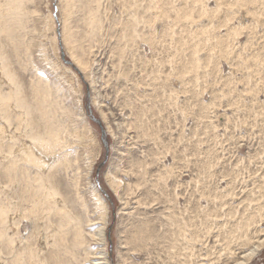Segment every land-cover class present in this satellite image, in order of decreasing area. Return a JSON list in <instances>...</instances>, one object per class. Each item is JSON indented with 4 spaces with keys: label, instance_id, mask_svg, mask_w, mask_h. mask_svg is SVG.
Segmentation results:
<instances>
[{
    "label": "rangeland",
    "instance_id": "374dc122",
    "mask_svg": "<svg viewBox=\"0 0 264 264\" xmlns=\"http://www.w3.org/2000/svg\"><path fill=\"white\" fill-rule=\"evenodd\" d=\"M205 1V9H215V15L211 14L213 23L210 24L202 18V14L200 16L199 7L202 3L186 0L187 4H175V10L186 9L178 14L174 10L173 16L179 20L186 16L190 20L179 21L180 24L174 21L177 27L184 30V51L178 50L173 42L174 47L168 43L170 37L165 36L166 19L163 16L165 9L169 10V14L171 12L162 4V0H22L17 9L9 11L7 20L0 28V48L8 58L10 71L15 75L14 81L8 78L0 64V89L4 93L20 90L22 99H33L35 96L32 92L42 81L47 89L53 91L54 101L61 107L56 110L54 121L61 125L64 130L61 138L68 142L61 150L67 155L65 161L61 159L65 174L59 173L58 176L64 185L62 192H70L73 198V213L79 217L91 245L90 264H98L97 258L104 243H97L95 237L103 223L109 264H121L118 251L125 255L121 242L128 243L126 248L131 264H233L242 259V255L253 243L264 238V219L259 225L253 223L257 222L256 214L264 212L254 210L258 203L255 198L264 190V185L258 182L262 175L249 173L242 187L241 184L237 185L238 188L234 190L235 198L232 200L235 201L230 200L234 205L230 207L229 213L233 215L223 214L213 222L203 218L201 211L193 213L191 223L196 236L193 242L185 240L181 249L173 251L169 248V241L160 240L155 243L151 242L155 239H147L153 227L158 231L168 226L165 221L167 210L164 209L168 193L163 192L164 197H160L149 182L157 171L161 173V165L174 166V172L188 166L179 181L184 187L189 184L185 195L190 193V202L194 203L200 199L199 193L203 188L201 179L207 181V186L213 190L219 181L216 186L228 192L230 189L226 188L232 181V170H239L249 161L257 165L260 162L264 164L263 119H258L251 136L246 135L243 129L234 134H231V128L230 133L224 130L225 114L232 117V111L230 108L227 112L223 111L221 97H217V92L222 86L224 88V78L232 73L233 58L225 53L224 47L208 42L209 25H218L229 7L231 11L237 12L243 0H225L229 7L224 6L220 10L216 8L215 1ZM245 1L251 10L254 9L255 15L246 16L241 11L234 24L241 22L247 25L260 21L257 26L261 31L264 26V0ZM0 2L3 4L8 0ZM89 10L96 12L97 28L89 24ZM134 17L137 18L136 22L132 20ZM200 23L205 27L201 28ZM125 24H132L134 29L123 41L120 37L125 34ZM152 25L156 38L154 41L157 42L154 49L144 43L153 41L150 35ZM64 28L70 34L65 33ZM218 32L220 36L225 34L224 28ZM65 35H68L67 39L71 42L68 46ZM91 35H95V40L94 37L88 38ZM131 38L135 39L134 43L126 42ZM246 41L244 31L238 39L239 46ZM76 46L83 48L84 53ZM195 46L197 49L207 48L209 58H206V51L201 50L197 54L200 60H193L188 52H192ZM72 48H75L78 57L83 55L86 61L84 69L79 68L69 55L68 49ZM120 52L123 53V59H120ZM240 52L244 53V50L240 49ZM261 52L264 53V48ZM169 73L171 89L182 93L175 106L171 104L168 110L163 111V106L166 108L167 103L171 102L161 95L164 75ZM146 84L151 87H146ZM135 87L137 92H132ZM152 88H155V97L148 102L145 96L152 92ZM135 93L140 96L139 101L135 100ZM225 93V99L233 101L235 94L232 88H225ZM259 100L263 101L264 97L260 96ZM139 103H142L143 108L146 104H154V115L147 113L145 117L150 124L149 137L129 125L135 119ZM210 103L213 107L207 113L201 109L203 104ZM29 107L34 106L31 104ZM206 116L216 126L214 129L204 118ZM0 123L5 129V139L0 138V146L12 143L9 148L6 146L0 149V169L7 165L6 158L16 159L17 168L28 165V160H22L20 150L32 146L31 142L16 127L17 121L6 120L1 110ZM89 134L90 138L87 139ZM239 135L245 139L238 148L231 149L233 142L239 141ZM152 136L157 138L156 143ZM11 148L15 151L13 155L10 153ZM52 152L57 156L59 151L56 149ZM229 156H232L231 164ZM137 163L146 164L147 173L144 177L148 184L144 185L152 193L149 196L143 195L145 189L137 186L143 184L142 178L136 175L140 170H136ZM255 166L250 170L255 169ZM17 172V180L14 182L2 178L0 172L1 196L19 187L20 178L22 181L36 178L33 172L25 175ZM212 174L214 178H210ZM118 179L122 183L116 193V186L111 181ZM195 179L200 181L197 188ZM169 185L168 190H171L172 183ZM65 186H68L69 191ZM255 186L258 188L254 189L253 194L248 193ZM169 195L173 199L172 194ZM20 196V192H17L10 201L3 200L7 210L6 232L15 242L21 238L23 241L34 240L41 230L47 228L49 221L53 225L57 222L55 213L50 209L40 213L45 217L38 223L35 215L30 212L31 202L22 200ZM154 199L157 200L152 202ZM138 200L141 202L139 205ZM178 201L183 206L182 200ZM99 202L104 207L97 206ZM239 202H243V206L235 205ZM200 203L202 206L207 205L205 199H201ZM245 207L252 210L246 212ZM103 215L105 222L101 220ZM235 220L249 222L248 244L245 242L247 234L225 235ZM145 221L149 224L144 225ZM219 230H222L221 236L214 237ZM145 241H149L148 248L143 250L142 242ZM247 264H264V245Z\"/></svg>",
    "mask_w": 264,
    "mask_h": 264
},
{
    "label": "bare ground",
    "instance_id": "6f19581e",
    "mask_svg": "<svg viewBox=\"0 0 264 264\" xmlns=\"http://www.w3.org/2000/svg\"><path fill=\"white\" fill-rule=\"evenodd\" d=\"M21 1L22 0H8V2L3 4L0 2V28L7 20L9 11L17 9ZM185 1L186 0H162V4L165 7H168L171 12L169 14V10L165 9V17L163 16V19H166L164 22L166 23L165 36L170 37L168 43L172 45L173 42L180 51L183 50L182 44L184 40V30L177 27L174 21L177 24H180L178 23L179 21L190 22V20L186 19L185 15V19H176L175 16H173V12L175 10L174 7L176 3H180V5H182L183 3L187 4V2ZM196 1L198 2V4L202 3L199 7L200 16L202 14V18H204L209 24L213 23L211 14L214 13L215 15V9H205V0ZM213 1H215V6L218 10L223 9L224 6L229 7L225 3V0ZM189 8L191 7L189 6ZM185 9L186 8H181L175 11L178 14ZM231 10V7H229V9L227 8V10L225 11V17L220 20L219 23H217L218 25H209L210 27L208 42L212 41L218 46L224 47L225 53H229L233 58L231 62L232 73L230 76H226L224 78L226 80L223 81L222 84L224 85V88L222 85H220L222 86L221 90L219 89V91L217 92V97H221L220 102L221 107H223V111L227 112L229 108L232 111V117L225 114L224 130L227 133H230L231 131L229 128H231V134H234V132H236L237 130L243 129L246 135L251 136L252 129L257 127L258 119H263L264 121V100H259L260 96L264 97V77H262V75H264V59L261 58L264 57V53L262 54L261 52L262 48H264V40L261 41L264 37V26L260 31L257 26V23H259L260 21H257L253 24L247 23V25L241 22H239L238 25L234 24V21L237 20L236 17L239 16L241 11H244L246 16L250 14L252 16L255 15L254 9L251 10V8L247 6V2L245 0H243L239 5L237 12H233ZM89 13V24L94 25L95 28H97L98 20L96 19V12L89 10ZM134 15H136V13ZM132 20L136 22L137 18L134 17ZM200 26L201 28L205 27V25H202L201 23ZM152 27L153 25L151 26L150 35L153 41H144V43L149 45L150 48L154 49V46L157 45V42L154 41L156 40V38L154 36L155 33L152 32ZM218 28H224L225 34H223L222 32L223 36H220L221 33L218 32ZM133 29L134 26L132 24H125V34L124 36H121L120 39L125 41L126 36H130V32ZM176 30H178V33L176 32ZM64 31L65 33H67V28H64ZM244 31L247 35V41L242 45L240 44L239 46L238 39L240 37V34L244 33ZM68 33L70 34V32ZM67 37L68 35L64 36L65 40H67L66 45L68 46L71 42L67 39ZM91 37H94L95 40V35H91L88 38L91 39ZM126 42L134 43L135 39L131 38L130 41ZM172 47L174 46L172 45ZM76 48L82 50V54L84 53L83 48H81L80 46H76ZM240 49H243L244 53H241ZM201 50L206 51V58H209L210 55L207 48L197 49L196 46L195 49L192 50V52H188V55L195 61L200 60V57H198L197 54L201 52ZM68 52L71 58H73L76 62L77 66L81 69H84L86 66V61L83 55L82 57H78L77 55H75V48L68 49ZM120 53V59H123V53ZM0 64L3 73L8 78H12V80L14 81L15 75L12 73V71H10L8 58L4 55L1 48ZM169 79L170 73L165 74L164 85L163 88H161V95H163V97H167L169 100H171V102L167 103L166 108H164L165 105L163 106V111L168 110L171 104L175 106L177 104L180 93H182L179 90L177 91L176 89H171V80ZM219 79L221 78H218V80ZM41 82L42 81H40L39 85L32 92L33 96H35L33 99H22V92L20 90H16L14 92L11 90L8 93H4L3 90L0 89V110L3 112L4 118L6 120L13 119L17 121L16 127L23 131L25 137L28 138L29 142H31L32 144V146L27 147V149L20 150L22 160H28V165L17 168L18 161L16 159L6 158L7 165L0 169L1 176L2 178L7 179L11 182L17 180V171H19L21 175L33 172L34 176L36 177H30L25 181H22L20 178L19 187H14L7 193L2 194V196L0 192V264H90L89 261L91 258V245H89V240L86 238V232L81 227V221L79 217H77L75 213H73V198L70 197V192H62V186L64 185L60 183V177L58 176L59 173L65 174V170L63 168L64 163L61 159L65 161L67 155L62 153L61 150L68 142L66 139L61 138V135L64 134V130L58 123V121H54L55 112L56 110L61 109V107L58 105L56 100L54 101L53 91L47 89V87L44 86ZM145 86L151 87L148 84H146ZM227 87H231L233 93L235 94L234 99L231 102H228V100L225 99V97H227L225 88ZM132 92H137V87L133 88ZM154 92L155 88H152V92L146 94L145 97L148 102L155 97ZM134 95L135 100L139 101L140 96L136 95V93ZM246 99H248V101ZM31 104H33V108L29 107ZM152 106H154V104L152 103L146 104L144 105L145 108H143L142 103H139V108L135 110V119L129 124L134 129L140 130L141 134L148 137L151 136V133L148 131L150 124L145 119V117L147 113L151 114V116L154 115L155 110H153ZM212 107L213 106L211 103L207 105L203 104L201 109L205 110V112L207 113L209 110H211ZM135 108L130 109L132 110ZM202 110H200L201 113ZM170 112L167 113L168 116ZM204 118L207 119L211 128L214 129V127H216L213 125V122L210 123L209 117L206 116ZM184 120L185 119H183V121ZM22 123L25 125H23ZM2 126L3 124L0 123V138L5 139V129ZM88 131L90 132V129H88ZM86 138L89 139L90 134L87 135ZM152 138L153 142L156 143L157 138H154L153 136ZM243 139H245V137L239 135V141H234V145L231 146V149L238 148ZM11 145L12 143L3 144L0 146V149L6 146H8L9 148ZM19 147L20 146H18V148ZM56 149L59 152L57 153V156H54L52 154V151ZM221 150H223L222 147ZM10 153L12 155L15 154L13 148L10 149ZM257 156L258 155H256L255 157ZM230 157L232 156H229L228 158L229 164H231L232 159H230ZM173 158H175V155H173ZM226 160L227 159H225V161ZM235 165L239 167V164L235 163ZM254 165H256L255 169L250 170L252 167H254ZM160 167H163L161 173H158L157 171V173L153 175L152 179H150L149 182H151V188L154 189L160 197H164L163 192L168 193L165 196L166 207L164 208L165 210H167V213L165 214V221L168 226L165 230L159 228L158 231L155 229V227H153V230L150 232V235L147 237V239H155V241H151L155 243L160 240H166L167 242L169 241V248L173 251L175 249H181L182 242H185V240L189 242H193V240H195L196 236L194 234L193 223H191V220L193 218V213L196 210H198V213L199 211L202 212L203 218H205L206 220H211L213 222L223 214L231 216L233 214L229 213L230 207H232L234 204L231 203L230 200L235 198L234 190L238 188L237 185L241 184L242 187V184L246 180L245 178L249 177V173H253L256 175H258L259 173L260 175H262L258 179V182L261 181L260 183L264 185V173L262 172L264 171V164L260 162V164L257 165L256 163H252L249 161L247 162V165L244 164V166L239 170L231 171V176L233 178L230 184L227 185L226 189H230L228 190V192L222 191L220 190L219 186H216L219 181H217L215 189L213 190L207 186V181L201 179L203 188L199 193L200 199L194 203H191L190 193H188L187 196L185 195L188 190L187 186H189V184L187 183V186L184 187L181 181H179L181 175L186 172L185 169L188 166H186L182 170L180 169L177 172H174L175 167L172 165L168 167L161 165ZM137 168L138 170H140L136 173V175L142 178L141 180L143 182L142 185L138 184L137 186L142 187V190H144L146 188L144 184H148L147 179H145L144 177V175L147 173L146 164L142 165L141 163H137L136 170ZM244 173L247 174L243 177ZM214 177V174L210 175V178ZM195 180V188H197L200 184V181L198 179ZM111 183L114 185V187L116 186L115 192L118 193L122 183L121 180L118 179L117 181H111ZM169 183H172L171 190H168L171 186L169 185ZM255 188L258 187H251L248 190V193L253 194L252 192ZM65 189L69 191L68 186H65ZM17 192H20V197L22 200L31 202L32 205L30 206V212L35 215V219L38 223H41L45 217L40 213H44V211L48 212L50 209L53 210V212L55 213L54 216L57 218V222L55 225H53L49 221V223L47 224V228L41 230L40 234H38L37 238L34 240L26 239L23 241L21 238L20 240H16L15 242L6 232L7 210L5 208V201L3 200H6L7 202L10 201L11 199L15 198V194ZM151 194L152 193L150 189L144 190L143 195L149 196ZM169 194H172L173 199ZM179 199L182 200L183 206L181 202L178 201ZM201 199H205L207 203L206 206L201 205ZM156 200L157 199H154L152 200V202ZM255 200L258 203H256L257 207L255 206L254 210H264V190L262 192H259V195L255 198ZM234 201L235 200H232V202ZM137 203L138 205L141 204L140 200H138ZM242 203L243 202L235 203V205L243 206ZM99 205L104 207L102 202H99L97 204V206ZM245 208L244 211L246 212H250L252 210L251 208ZM256 217L257 222L253 221V223L259 225L262 218L264 219V212L257 213ZM101 220L102 222H105L104 215L101 217ZM143 224L148 225L149 222L145 221ZM104 225L105 223H103L102 227L99 229V234L95 237L97 243H100L101 245L104 243L101 253L97 258L98 264H109V258L106 255L107 250L104 235ZM248 225V221L242 222L241 220H235V222L231 225L230 231L226 232L225 235L231 236L247 234L245 242L246 244H248L250 239V237L248 236V234L250 233L249 229H247ZM221 231L222 230H219L214 237L221 236ZM209 232L210 229L208 231V234ZM68 234L71 237V243L68 242ZM120 238L121 237L119 236V240ZM240 239L242 238L240 237ZM148 242L149 241L142 242L143 250H146V248H148ZM121 244L124 245L122 249L123 251L125 249V255L123 256V254H121V251H118V254L120 255V262L121 264H131L130 261H128L129 251L128 248H126L128 243L121 242ZM263 245L264 238L258 239L247 249L246 253L242 255V259L236 260L233 264H247L254 256H256L258 252L261 251V247H263ZM1 255H3V258L1 257Z\"/></svg>",
    "mask_w": 264,
    "mask_h": 264
}]
</instances>
